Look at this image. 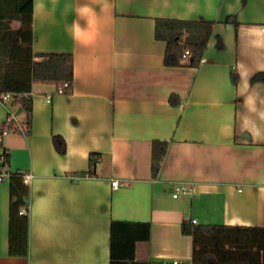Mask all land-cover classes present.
Here are the masks:
<instances>
[{
	"label": "crops",
	"instance_id": "1",
	"mask_svg": "<svg viewBox=\"0 0 264 264\" xmlns=\"http://www.w3.org/2000/svg\"><path fill=\"white\" fill-rule=\"evenodd\" d=\"M32 5L30 43L7 35L28 19L29 0H0V48L72 53L74 81L65 94L34 83L30 130L4 141L3 170L34 177L28 256L9 253L10 175L0 180V264H111L113 220L151 224L137 261L193 264L183 222L264 226V80H252L264 72V0ZM159 18L211 20L214 33L233 29L236 52L211 50L212 37L198 66H168L167 42L155 36ZM6 114L0 105V120ZM54 135L65 139V153ZM155 140L168 142L156 176ZM92 153L96 166L83 175ZM179 183L189 191L174 197Z\"/></svg>",
	"mask_w": 264,
	"mask_h": 264
},
{
	"label": "trees",
	"instance_id": "2",
	"mask_svg": "<svg viewBox=\"0 0 264 264\" xmlns=\"http://www.w3.org/2000/svg\"><path fill=\"white\" fill-rule=\"evenodd\" d=\"M28 19L7 34L24 42L34 41L33 5L29 0L26 8ZM215 22L207 19L179 20L157 19L155 36L167 42L165 64L168 66H198L214 35ZM219 45L222 46L221 40ZM190 51V59L183 62L185 51ZM235 84L239 81L236 69L231 72ZM253 81L264 80V72H258ZM74 81V59L72 53H35L32 47L0 48V90L24 94L19 99V110L26 113L31 125L34 83L55 85L56 88L68 83L66 92L71 91ZM172 101L175 95H172ZM54 144L60 153L66 152V141L54 135ZM168 142L155 140L152 145V173L160 171L166 155ZM96 153L90 157V169L83 175H92L96 166ZM9 161V156H8ZM23 172L10 175V223L9 253L28 256L30 252V213L20 214L22 207H28L30 189L23 180ZM182 231L193 237V264H264V226H244L226 224H196L183 222ZM151 237L149 222L113 220L111 224V264H152L137 261L136 247L139 241Z\"/></svg>",
	"mask_w": 264,
	"mask_h": 264
},
{
	"label": "built area",
	"instance_id": "3",
	"mask_svg": "<svg viewBox=\"0 0 264 264\" xmlns=\"http://www.w3.org/2000/svg\"><path fill=\"white\" fill-rule=\"evenodd\" d=\"M22 15H19L21 17ZM185 55H190V51L186 50ZM68 83L64 86L56 88V93L65 94ZM24 96L14 91H2L0 90V105L6 108L7 114L5 119L0 120V180L6 178V176L11 175L7 171L3 170L8 162L9 152L4 146L5 139L13 134L27 133L30 130V125L28 124L27 116L25 112L19 110V99ZM53 98V93L47 95V100L51 101ZM34 177L31 172L23 174V180L26 185H29ZM112 186L114 189L120 187V182L118 179L112 180ZM189 191L188 186L185 183H179L174 186V197H178L181 193H187ZM29 209L27 207H22L20 209V214H28ZM193 223H197L196 219L192 220Z\"/></svg>",
	"mask_w": 264,
	"mask_h": 264
},
{
	"label": "rangeland",
	"instance_id": "4",
	"mask_svg": "<svg viewBox=\"0 0 264 264\" xmlns=\"http://www.w3.org/2000/svg\"><path fill=\"white\" fill-rule=\"evenodd\" d=\"M220 40L223 46L219 45ZM215 44H218V46L215 47ZM211 46H213L211 47V50H220L221 48H226V50L229 52V56H233L236 52V31L233 29L229 30L226 28V26L219 27L216 33L213 35Z\"/></svg>",
	"mask_w": 264,
	"mask_h": 264
},
{
	"label": "water",
	"instance_id": "5",
	"mask_svg": "<svg viewBox=\"0 0 264 264\" xmlns=\"http://www.w3.org/2000/svg\"><path fill=\"white\" fill-rule=\"evenodd\" d=\"M233 20L232 19H230V22H232ZM26 202H29V199H26Z\"/></svg>",
	"mask_w": 264,
	"mask_h": 264
}]
</instances>
